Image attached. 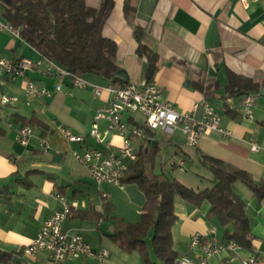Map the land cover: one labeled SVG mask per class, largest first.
<instances>
[{
    "label": "crops",
    "instance_id": "obj_1",
    "mask_svg": "<svg viewBox=\"0 0 264 264\" xmlns=\"http://www.w3.org/2000/svg\"><path fill=\"white\" fill-rule=\"evenodd\" d=\"M113 1L103 35L115 42L117 61L126 72L128 82L145 80L146 59L137 52L143 42L133 33V27H138L148 36L158 56L159 67L152 81L160 89L161 97L178 111L192 112L196 119L202 117V107L193 110V106L205 98L191 86L200 75L217 80L221 85L219 96L223 94L228 71L260 83L264 80V12L261 7L264 0H136L133 25L124 17V0ZM99 2L85 0L92 8ZM0 19H3L1 15ZM0 55L13 62L23 58L36 61L40 57L35 49L6 30H0ZM84 78L100 85L109 83L100 77ZM27 80L50 90L51 96L26 95ZM59 81L54 75L42 73L41 68L25 70L23 76L14 78L0 73V94L18 98L15 103L0 106V250L14 254L10 262L0 264H53L44 251L33 255L17 253L32 242L43 222L58 209L59 204L53 197L56 191L65 196L71 209V216L62 223L63 231L69 235L78 234L94 249L105 252L102 263L95 257H88L68 258L62 264H141L136 251L124 252L110 235L117 219L128 223L140 219L143 193L134 183H125L122 188L111 184L97 187L88 167L73 156L82 146H95L89 136L93 116L113 94L102 91L95 95L90 87H73L68 79L62 80L61 91H55ZM263 94H256L253 120L243 118L241 98L222 100L232 114L215 109L221 126L232 135L224 137L208 130L201 135L193 152L181 148L183 135L179 130L181 142L172 141L171 135L161 130L153 131L154 139L160 149L159 131L166 135L168 145L180 146L186 156L199 159V152H202L219 158L264 184V151L253 152L249 145L251 140L264 144ZM135 114H124V121L139 125L143 116L140 114L142 118L139 119ZM31 119L39 121L41 128L31 126ZM23 126L33 129L26 145L16 141V131ZM105 126L106 122L101 120L100 130ZM64 129L83 136L84 141H69ZM40 138H45L46 146L40 145ZM107 140L115 147L122 142L116 134L108 135ZM140 141L133 140L134 151ZM175 156L170 161V165L175 163L170 166L174 169L179 167V159L184 161L179 153L175 152ZM175 179L195 191L212 185L209 170L206 179L196 184L194 179L182 175H176ZM233 189L246 202L254 236L252 250L240 247L233 252L227 249L209 256L207 264H241V259L251 253L257 256L259 264H264V199L259 200L240 181L233 184ZM209 207L204 201L198 208L188 209L179 197L174 199L173 211L178 221L171 228V237L178 256L187 252L191 234L207 236L211 227L216 228L220 243L227 241L216 219L208 217Z\"/></svg>",
    "mask_w": 264,
    "mask_h": 264
},
{
    "label": "trees",
    "instance_id": "obj_2",
    "mask_svg": "<svg viewBox=\"0 0 264 264\" xmlns=\"http://www.w3.org/2000/svg\"><path fill=\"white\" fill-rule=\"evenodd\" d=\"M135 4L136 0H124V17L129 25H133ZM113 6V0H100L95 8L88 7L85 0H0V15L18 29L23 42L71 73L121 83L114 78V74L121 69L116 56L117 46L103 35V26ZM133 33L138 41L143 42L137 52L146 59L145 79L152 81L159 67L158 56L150 46V39L140 28L133 27ZM191 86L205 99L225 101L227 98L260 94L264 80L260 83L228 71L220 96L217 93L221 85L212 76L200 75ZM220 109L225 114H232L226 105ZM29 124L41 128L37 120L31 119ZM261 124L264 126V121ZM154 137L153 131L144 132V138L135 151V160L128 162L121 178L123 184H136L144 195L140 219L135 223L117 219L110 238L124 252L136 251L141 264H175L178 253L172 246L171 228L178 221L173 203L179 197L188 209L208 202V217L216 219L223 228V239L233 240L241 248L252 250L254 236L246 202L235 193L233 184L236 181L244 183L259 200L264 199V184L257 183L251 174L242 169L199 152L200 163L212 174V185L195 191L164 172H153L159 152ZM13 255L0 250V263L10 262Z\"/></svg>",
    "mask_w": 264,
    "mask_h": 264
},
{
    "label": "built area",
    "instance_id": "obj_3",
    "mask_svg": "<svg viewBox=\"0 0 264 264\" xmlns=\"http://www.w3.org/2000/svg\"><path fill=\"white\" fill-rule=\"evenodd\" d=\"M241 1L246 2V0ZM261 7L264 12V2ZM0 30H6L20 38L18 29L3 19H0ZM32 68H41L42 73L58 77L60 81L56 84L55 91H61L62 80L68 79L73 87H90L95 95H100L102 91L113 94L107 104L99 108L93 116L89 136L94 140L95 146H82L80 151L73 152L75 160L88 167L97 187L103 184L123 187L121 178L127 169V162L135 160L136 156L133 140H142L146 130H161L171 136L179 130L183 135L184 144L189 147L196 146L201 135L208 130L217 131L224 137L232 135L230 130L221 126L219 114L207 99L194 104L193 110L198 107L203 109L202 117L196 119L192 112H180L170 101L163 99L160 89L153 81L145 79L139 83L100 85L71 73L42 55L36 61L23 58L15 62L0 55V73L5 76L10 78L23 76L25 70ZM24 90L26 95H34L38 98L49 97L52 94L50 90L38 86L31 80L26 81ZM17 100L16 96L0 94V106L15 103ZM255 101L256 94H248L241 98L242 116L246 120L254 119ZM135 113L143 116V121L139 125H129L124 121V114ZM101 120L106 122L103 130L99 128ZM63 133L71 142L84 141L83 136L72 134L66 129ZM32 134L33 129L30 126H23L16 131V141L26 145ZM110 134L120 136L122 142L119 147H115L110 140H107ZM39 142L41 146L47 144L45 138H40ZM249 145L253 152L264 151V144H259L255 140L249 141ZM177 163L179 167L183 164L181 161ZM102 196L105 194L102 193ZM53 197L59 204L58 209L43 222L37 236L21 251V255H33L44 251L49 254L53 264H62L68 258L88 257H95L99 262H104V251L94 249L78 234L69 235L63 231V221L71 216L70 205L60 192H54ZM239 248L240 246L233 240L220 243L216 228L211 227L207 236L200 233L191 234L187 252L178 256L175 264H207L209 256L227 249L234 252ZM241 264H259V260L254 253H251L241 259Z\"/></svg>",
    "mask_w": 264,
    "mask_h": 264
},
{
    "label": "rangeland",
    "instance_id": "obj_4",
    "mask_svg": "<svg viewBox=\"0 0 264 264\" xmlns=\"http://www.w3.org/2000/svg\"><path fill=\"white\" fill-rule=\"evenodd\" d=\"M136 118H142V116L139 113H136ZM158 141L160 145V149L158 152V155L155 158L154 161V167H153V172L154 173H161L164 172L170 177L175 178L176 175H182L186 178L194 179L193 181L195 184L200 181V180H205L206 179V174L208 173V169L203 166L199 159L195 158L194 156H186L185 153L179 148H181L184 151H187L188 149L194 151V147H189L187 145L183 144L180 145L179 147L174 146V144H167V137L165 134H162L158 131ZM172 138V141L175 140V142H181L178 140L180 138V134L178 131L174 133L173 136H170ZM182 138V137H181ZM175 152L179 153L181 155V158H184V163L181 165V167L177 168H171V159L175 156ZM177 159V158H176ZM182 159H179L178 161H181ZM182 179V178H181Z\"/></svg>",
    "mask_w": 264,
    "mask_h": 264
},
{
    "label": "water",
    "instance_id": "obj_5",
    "mask_svg": "<svg viewBox=\"0 0 264 264\" xmlns=\"http://www.w3.org/2000/svg\"><path fill=\"white\" fill-rule=\"evenodd\" d=\"M114 78H116L121 83H126L129 80L126 72L124 70H122V69L118 70L114 74ZM263 93H264V88L261 89V94H263ZM207 100H208L209 103H211L216 108H222L223 105H224V102L222 100H220V99L208 98Z\"/></svg>",
    "mask_w": 264,
    "mask_h": 264
}]
</instances>
